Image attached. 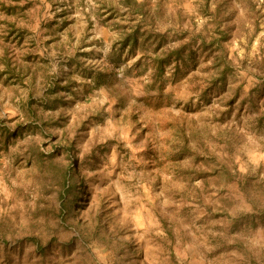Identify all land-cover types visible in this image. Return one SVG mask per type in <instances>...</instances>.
I'll return each mask as SVG.
<instances>
[{
  "label": "rangeland",
  "instance_id": "rangeland-1",
  "mask_svg": "<svg viewBox=\"0 0 264 264\" xmlns=\"http://www.w3.org/2000/svg\"><path fill=\"white\" fill-rule=\"evenodd\" d=\"M135 1L0 0V264H264V0Z\"/></svg>",
  "mask_w": 264,
  "mask_h": 264
},
{
  "label": "trees",
  "instance_id": "trees-1",
  "mask_svg": "<svg viewBox=\"0 0 264 264\" xmlns=\"http://www.w3.org/2000/svg\"><path fill=\"white\" fill-rule=\"evenodd\" d=\"M121 3L124 7L131 9V11L135 14H139L143 19L147 18V12H145L140 4H137L135 0H121ZM137 41V35L136 33L132 34L131 36H127L126 39H124V43L127 45H134ZM183 47H179L171 52H164L162 55H158L155 57L153 60V63L156 65V75H161L163 72L164 65L166 63H169L171 59H176L178 60L183 53L184 50ZM66 139H60L58 144H57V149L62 148V144L65 143ZM71 153L70 150H66V158L69 157V154ZM63 212V209L60 207L58 210V215H61Z\"/></svg>",
  "mask_w": 264,
  "mask_h": 264
}]
</instances>
